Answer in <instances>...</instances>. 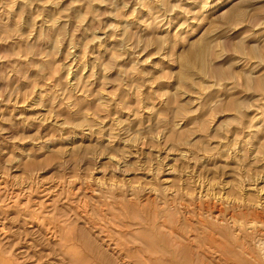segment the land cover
Wrapping results in <instances>:
<instances>
[{"label":"rangeland","instance_id":"obj_1","mask_svg":"<svg viewBox=\"0 0 264 264\" xmlns=\"http://www.w3.org/2000/svg\"><path fill=\"white\" fill-rule=\"evenodd\" d=\"M263 235L264 0H0V264H264Z\"/></svg>","mask_w":264,"mask_h":264},{"label":"bare ground","instance_id":"obj_2","mask_svg":"<svg viewBox=\"0 0 264 264\" xmlns=\"http://www.w3.org/2000/svg\"><path fill=\"white\" fill-rule=\"evenodd\" d=\"M204 50H205V49H204ZM195 52H196V51H195ZM170 169H171V168H170ZM258 192H259V191H258ZM223 198H224V197H223ZM244 199H245V198H244ZM212 201H213V199H212ZM218 202H219V201H218ZM219 203H220V202H219ZM204 204H205V203H204ZM49 205H50V204H49ZM197 205H198V204H197ZM220 206H221V205H220ZM216 211H218V210H216ZM217 214H219V213H217ZM216 216H217V215H216ZM218 216H219V215H218ZM214 217H215V216H214ZM229 217H230V216H229ZM196 218H197V217H196ZM218 218H219V217H218ZM219 220H220V219H219ZM199 221H200V220H199ZM234 235H235V234H234ZM261 236H262V235H261ZM261 236H260V237H261ZM263 236H264V235H263ZM251 258H252V257H251ZM251 258H250V259H251ZM253 258H254V257H253ZM253 258H252V259H253ZM252 259H251V260H252ZM252 261L255 262V260H252ZM256 264H258V263H256Z\"/></svg>","mask_w":264,"mask_h":264}]
</instances>
